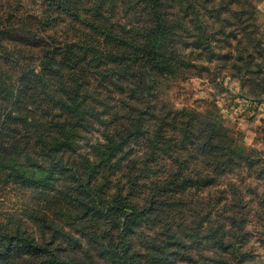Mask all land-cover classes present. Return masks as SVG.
I'll list each match as a JSON object with an SVG mask.
<instances>
[{
    "label": "trees",
    "instance_id": "obj_1",
    "mask_svg": "<svg viewBox=\"0 0 264 264\" xmlns=\"http://www.w3.org/2000/svg\"><path fill=\"white\" fill-rule=\"evenodd\" d=\"M168 2L185 13L218 12L245 0H125L122 11L134 5L146 12L141 31L106 17L105 0H41L34 25L17 29L25 21L19 9L0 0V21H13L0 22V181L56 197L62 221L28 207L12 224L0 223V264H264L251 261L246 248L253 233L264 247V152L238 143L212 101L203 110L175 109L157 97L161 81L178 77L183 62L167 44L170 34L182 44L184 36L192 38L197 48L210 44L196 23L191 32L183 26L172 32L163 11ZM63 13L81 35L50 29ZM229 13L240 19L227 32L236 38L235 55L230 49L221 59L261 96L264 57L254 61L249 54L251 43L260 46L255 10L247 3ZM107 78L124 95L110 118L99 108ZM89 120L102 130L93 160L73 148L75 128L86 121L82 128L89 131ZM137 141L147 144L144 152L129 157ZM113 157H126V180L104 198L109 172L103 169L117 166ZM62 206L75 215L68 230ZM139 221L158 222L157 229L145 236Z\"/></svg>",
    "mask_w": 264,
    "mask_h": 264
},
{
    "label": "rangeland",
    "instance_id": "obj_2",
    "mask_svg": "<svg viewBox=\"0 0 264 264\" xmlns=\"http://www.w3.org/2000/svg\"><path fill=\"white\" fill-rule=\"evenodd\" d=\"M16 4L19 9V15L21 20L19 24L15 23V27L18 29L21 27L22 30H28L34 25V21H30L31 17L39 16L41 11L39 4L41 0H11ZM86 0H84L85 2ZM94 1V0H93ZM109 8H103L102 12L106 17L113 20L114 23L122 25L124 23L128 24V27L132 30L137 28L141 31L148 19L145 16L146 12L140 13V7H131L129 12H125L126 6L122 11V3L125 0L114 1L113 4L109 0H105ZM121 1V2H120ZM92 2H88L85 6L88 8ZM253 7L255 10L254 14V24L256 27L255 37L260 40V46L254 47V43H251L249 54L253 55L254 61L257 58L263 59L264 57V0H245L239 4H234L230 2L226 4L225 8L219 10L218 12L203 9H192L180 11L178 5L174 2H168L164 7L163 11L168 19V23L172 25V32L176 33V30H181L182 26L187 28L188 32H191L194 28V23L198 24L204 31L205 36L210 38V44L208 48H197L192 41V38L184 36L183 43H180L175 38L174 34H170L167 44L177 50L180 53V58L183 61L181 68L179 70L180 75L178 77H166L167 81H161L158 89L156 90L157 97L159 100L168 103L173 108H194L197 110H203L204 107L212 101L221 115L224 124L228 125L233 129L235 138L238 143H243L247 146H252L258 150L264 152V92L261 96H253L251 89L257 88L254 84L251 85L248 78H242L241 76H235L233 68H230L228 61H223L221 55L232 50V55H235L234 48L236 42L235 37H227V32L233 29L234 23H238L236 17L230 15L229 12L235 9H241L246 4ZM169 4V5H168ZM183 4L187 5L186 2ZM168 5V6H167ZM114 12H112L113 7H115ZM108 7V8H107ZM95 7L89 9L92 10ZM214 9H217L214 7ZM198 13H196V11ZM86 13V11H84ZM131 13V14H130ZM49 27L52 30H57L58 35H62L63 31L66 33L74 32V35H79L80 32L73 31L76 27V22L72 20L67 14L63 13L56 14ZM61 15V16H60ZM195 16L196 18H191ZM44 20L47 19L45 16ZM3 24L13 23V21H0ZM126 24V25H127ZM197 26V27H198ZM183 28V29H184ZM81 35V34H80ZM229 38V39H228ZM230 41V45L228 44ZM252 42V40H251ZM240 47L245 43V38L241 39ZM31 55L32 54H28ZM246 55V54H245ZM244 55V56H245ZM211 60H209V57ZM30 61L28 60L27 63ZM25 61L22 60V64ZM185 63V64H183ZM242 64V63H240ZM1 66V63H0ZM256 77V81H260V76H249ZM106 82L102 87H100V94L103 98L101 111H107L106 116L111 117L112 111H115L119 107L120 98H123V93H119L118 88L113 85L116 81H109V78L105 80ZM264 85V81L260 82ZM107 118V120H109ZM94 121V119H92ZM91 120L88 121L92 125L90 130L88 128H82L84 121L81 124V128L78 130L75 128L74 134V151L76 154L81 156L89 157L90 160L96 159L94 152V147H98L100 143H103L101 138L102 130L98 124H95ZM45 134L41 139L46 140L50 136L49 132L44 131ZM40 137H35L33 140L36 141ZM139 141V140H138ZM133 143L129 145L132 148V154L129 157H140L144 152V145L147 144L145 141ZM120 155V152L116 155ZM126 158V157H125ZM125 158L116 162V157L111 159V163L117 166L110 168L108 171L103 169L105 173H108V182H106L102 188V195L104 198L109 197L115 190L118 183L123 184L126 180L125 176ZM124 169V170H123ZM135 170H133L134 172ZM101 176L97 177L98 179ZM98 179L94 182H97ZM1 182V181H0ZM246 182H251V178H246ZM147 186H150L151 178L144 182ZM253 184V183H252ZM264 189V186L261 187ZM148 188H143L142 191L145 193ZM34 189L24 188L18 186L14 182L10 183H0V223L12 224L18 220L20 213H22L24 208H30L38 210L40 212L45 211L46 213L55 216L56 220L61 221L58 217L60 214L57 212V208L61 205L60 200L56 197L49 200V197L41 196L38 197L35 194ZM135 199V198H134ZM143 201V200H142ZM54 203V205H53ZM142 203V202H141ZM251 206V205H250ZM63 207V212L66 214V218L70 222L65 224V229H70L72 220L70 218L75 217L74 212L71 208ZM174 209L172 212H175ZM252 212H250L251 214ZM13 215V217H11ZM23 220V218H22ZM134 220V224H135ZM255 221V218H254ZM24 225L28 228H33L34 231L37 229V225L24 221ZM62 223V221H61ZM30 226V227H29ZM137 229L142 231L145 236L147 234H152L158 222H147L139 221ZM259 228V226H258ZM261 230V229H259ZM83 244L85 243L82 240ZM247 249H249L252 254L251 261L261 262L264 261V247L257 238V234L253 233L252 237L247 243Z\"/></svg>",
    "mask_w": 264,
    "mask_h": 264
}]
</instances>
